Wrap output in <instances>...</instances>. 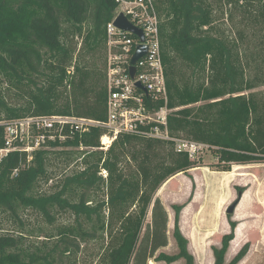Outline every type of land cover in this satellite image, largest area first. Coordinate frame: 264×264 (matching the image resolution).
I'll list each match as a JSON object with an SVG mask.
<instances>
[{
  "label": "trees",
  "instance_id": "trees-1",
  "mask_svg": "<svg viewBox=\"0 0 264 264\" xmlns=\"http://www.w3.org/2000/svg\"><path fill=\"white\" fill-rule=\"evenodd\" d=\"M154 2L168 99L147 96V107L166 106L170 135L207 145L216 170L264 162V91L258 89L264 86V57L241 50L248 29L264 40V0H225L228 16H241L242 29L234 38L217 28L212 0ZM118 5L115 0H0V121L47 114L106 121V67L102 71L94 58L105 53L106 24ZM9 88L18 91L19 102L10 101ZM104 133L93 126L82 135L50 141L30 161L22 151L0 159L2 211L18 217L21 209H32L50 224L58 212L75 217L59 230L55 248L63 243L64 249H23L19 238L1 236L0 264H76L70 257L75 249L69 248L78 238L94 239L98 229L108 238L101 264L181 259L195 264L180 229L185 203L173 205L177 252L160 251L169 244L168 213L157 192L171 177L204 162L176 152L171 141L134 134L119 135L105 151L100 149ZM4 145L0 123V148ZM59 147L60 154L68 148L84 151L83 165L47 192L40 184L52 180L50 155ZM103 189L106 198H97ZM230 225L221 245L213 246L214 264H239L248 254L246 242L226 260L237 227L235 221Z\"/></svg>",
  "mask_w": 264,
  "mask_h": 264
},
{
  "label": "rangeland",
  "instance_id": "rangeland-1",
  "mask_svg": "<svg viewBox=\"0 0 264 264\" xmlns=\"http://www.w3.org/2000/svg\"><path fill=\"white\" fill-rule=\"evenodd\" d=\"M216 9L217 28L230 38L235 37L238 29H242L241 16L229 17L230 6L225 0H212ZM246 42L242 44V52L246 56L261 55L264 57V40L260 42L248 29ZM80 46V42H79ZM94 62L105 70L106 54L103 51L95 55ZM264 91V86L258 88ZM7 95L12 103L19 102L18 91L7 89ZM62 147L54 148L50 155L49 170L52 180L47 184L42 182L41 188L52 191L55 185L67 174L78 170L83 164V152L77 148H68V152L60 154ZM198 159L204 166L190 169L189 172L175 175L169 183L158 191L167 208L172 212L171 204L191 203L196 198L194 206L182 213L185 232L190 235L193 231L192 248L197 251L198 264H212L209 246L219 242V236L224 231H230V221L237 224L235 240L241 238L239 246L233 250L231 244L227 261L231 260L242 246L249 242L247 256L239 264L264 263V162L250 164H233L226 172L217 171L211 164L216 161L214 154L207 148L198 154ZM104 177L106 171H102ZM157 195V196H158ZM97 198H106L105 190L97 193ZM235 204L233 213H228L231 205ZM108 216V210L106 209ZM75 217L70 212L55 213V221L50 224L39 212L32 209H21L18 217L0 209V237L13 236L20 239L23 249H64L63 243H58L59 230L74 224ZM191 220V221H190ZM89 227V226H88ZM188 227L190 228L188 230ZM173 224L169 228L170 244L160 251L173 254L177 252V244L173 236ZM195 235L197 237L195 238ZM53 236V238H51ZM74 254L70 257L76 264H101L102 254L107 247V233L96 231L94 239H77ZM235 242V241H234ZM60 243V242H59ZM207 249H197L198 244ZM199 250V251H198ZM201 250V254H200ZM201 255V256H200ZM153 264H169L164 261ZM171 264H182L176 261Z\"/></svg>",
  "mask_w": 264,
  "mask_h": 264
},
{
  "label": "built area",
  "instance_id": "built-area-1",
  "mask_svg": "<svg viewBox=\"0 0 264 264\" xmlns=\"http://www.w3.org/2000/svg\"><path fill=\"white\" fill-rule=\"evenodd\" d=\"M119 5L111 21L106 24V87L107 120L63 114L27 116L4 123L5 145L0 148V159L12 151L26 152L29 161L35 151L49 147L47 143L82 135L91 127H102L100 149L108 150L121 134L171 141L176 152H186L196 159L207 145L182 137H173L168 130L169 109L165 106L151 110L145 97L167 102L168 90L162 58L160 17L154 0H115ZM120 13L142 29L144 41L115 25ZM139 44L147 46L146 54L136 63L135 76L130 73L131 59ZM140 82L147 93L139 88Z\"/></svg>",
  "mask_w": 264,
  "mask_h": 264
},
{
  "label": "crops",
  "instance_id": "crops-1",
  "mask_svg": "<svg viewBox=\"0 0 264 264\" xmlns=\"http://www.w3.org/2000/svg\"><path fill=\"white\" fill-rule=\"evenodd\" d=\"M202 166H204V165H202ZM198 167H201V166H198ZM192 169V168H191ZM195 169H196V167H195ZM217 171H221V170H217ZM187 172H189V170L187 171ZM186 172V173H187ZM221 172H226V171H221ZM181 173H184V172H181ZM181 173H179V174H181ZM178 175V174H177ZM174 177V176H173ZM173 177H171V178H173ZM170 178V179H171ZM169 180V179H168ZM166 181L165 183H163L162 184V186L159 188V190L162 188V187H164L165 185H167L168 183H169V181ZM158 190V191H159ZM158 193V192H157ZM158 195V194H157ZM159 196V195H158ZM160 197V196H159ZM196 198L197 197H195V199H193V200H191V203L190 204H188V203H185V206H184V208L182 209V211H181V215H180V229H181V231H182V233L184 234V236L189 240V250H190V252L194 255V257H195V264H198L199 263V257H198V255H197V251H193V248H192V244H193V242H192V235H193V231H191L190 230V235H188L186 232H185V230H187L186 228L184 229V219H183V216H184V214L182 215V213H184V211L185 210H187L188 208H191V206H194V203L193 202H196ZM160 199H161V197H160ZM161 201L163 202V204H164V206L166 207V209H167V213H168V224H167V227H168V239H169V244H170V238H169V228L171 227V225L173 224V227H174V223H175V211H174V209H173V205L174 204H177V203H173V204H171V207H172V212L167 208V205L164 203V201H163V199H161ZM183 204V203H182ZM191 221V220H190ZM190 228L188 227V230H189ZM231 230V229H230ZM173 232H174V229H173ZM228 232H230V231H227V230H225L224 231V233H223V235L224 234H226V233H228ZM235 232L237 233V227H236V229H235ZM223 235L221 236H219V242H217V243H215V245H213V246H217V247H219L220 245H221V242H222V237H223ZM197 237V235H195V238ZM239 238V236L237 237V239ZM175 239V238H174ZM236 239V240H237ZM236 240H235V238L232 240V242L230 243V246H229V249H228V252H227V254H226V256L229 254V250H230V247H231V244H235V242H236ZM235 241V242H234ZM169 244H168V246H169ZM168 246H166V247H168ZM213 246H209V254H210V256H211V260H213V263L212 264H214V261H215V259H214V255H213ZM234 246V245H233ZM239 246V245H238ZM237 246V247H238ZM166 247H163V248H161V249H164V248H166ZM236 247V248H237ZM160 249V250H161ZM197 249H207V248H205V247H203V246H201L200 245V243L198 244V247H197ZM199 251V250H198ZM200 254H201V250H200ZM201 256V255H200ZM227 260V259H226ZM179 261H181L182 262V264H184V261L181 259V260H179ZM151 264H153V261H151L150 262Z\"/></svg>",
  "mask_w": 264,
  "mask_h": 264
},
{
  "label": "water",
  "instance_id": "water-1",
  "mask_svg": "<svg viewBox=\"0 0 264 264\" xmlns=\"http://www.w3.org/2000/svg\"><path fill=\"white\" fill-rule=\"evenodd\" d=\"M115 25L119 28H121L122 30L131 32L135 35H137L141 41H144V34L142 29L138 28L137 26H135L132 22H130L127 17L123 14L120 13L119 16L117 17V19L115 20ZM147 51V46L143 45V44H139L136 48V51L131 59V67H130V73L131 76L134 77L135 76V71H136V67H135V63L143 56L146 54ZM136 85L143 89L146 93L147 90L146 88L140 83L137 82ZM235 204L231 205L228 209V213H233L235 210Z\"/></svg>",
  "mask_w": 264,
  "mask_h": 264
}]
</instances>
